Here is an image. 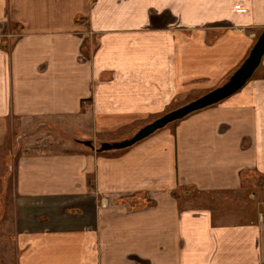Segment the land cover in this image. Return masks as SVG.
Here are the masks:
<instances>
[{
    "label": "crops",
    "instance_id": "1",
    "mask_svg": "<svg viewBox=\"0 0 264 264\" xmlns=\"http://www.w3.org/2000/svg\"><path fill=\"white\" fill-rule=\"evenodd\" d=\"M263 30L264 0H0L13 264H264V56L226 99L98 151L223 84ZM52 128L74 146L46 149Z\"/></svg>",
    "mask_w": 264,
    "mask_h": 264
},
{
    "label": "water",
    "instance_id": "2",
    "mask_svg": "<svg viewBox=\"0 0 264 264\" xmlns=\"http://www.w3.org/2000/svg\"><path fill=\"white\" fill-rule=\"evenodd\" d=\"M263 56L264 30L258 37L247 58L223 84L174 110L166 112L162 116L154 119L150 123L141 127L135 134L126 139L116 142L101 143L100 147L98 148V151H109L128 148L136 144L137 142L143 140L144 138L150 136L157 130L166 127L168 124L180 120L195 111L214 105L226 99L227 97L240 90L252 78L255 71L260 66ZM78 141L86 146L95 148L92 140Z\"/></svg>",
    "mask_w": 264,
    "mask_h": 264
},
{
    "label": "rangeland",
    "instance_id": "3",
    "mask_svg": "<svg viewBox=\"0 0 264 264\" xmlns=\"http://www.w3.org/2000/svg\"><path fill=\"white\" fill-rule=\"evenodd\" d=\"M198 97V94H192L188 96L185 100L181 101L180 104L188 103L189 101L195 99ZM179 104V105H180ZM154 117H151L149 121H152ZM138 126H135L134 129H137ZM58 128L50 129V130H39V133H45L46 135H49L47 142L45 143L47 147L46 149H55L59 146H63L64 144L56 143L57 140H64V142H68V144H72L71 146H74L73 139L68 136L66 132H61V130H57ZM60 129V128H59ZM76 131V130H74ZM37 132V134H38ZM128 132V131H124ZM68 133V131H67ZM78 134V132H76ZM14 134V132H13ZM17 135V133H16ZM74 136V134H71ZM132 136V135H131ZM15 137V135H14ZM130 137V136H128ZM41 146L43 144L39 143ZM9 144V148H10ZM67 146V145H66ZM8 148V149H9ZM64 148H69L64 147ZM7 149V151H8ZM38 150V149H36ZM12 153L10 156L14 157V151L11 148ZM13 160L9 161V165L7 167L6 162L0 166V264H13V261L11 259L14 258V251H13V236H14V225H13V207H12V201H13ZM11 164V165H10ZM260 182H263L262 178H260ZM4 210V211H3ZM12 240V241H11ZM5 242V243H4ZM3 251L5 252L3 254ZM10 256V258H8ZM9 259V261H8ZM6 260V261H5Z\"/></svg>",
    "mask_w": 264,
    "mask_h": 264
}]
</instances>
